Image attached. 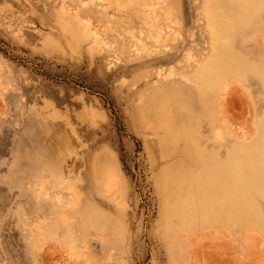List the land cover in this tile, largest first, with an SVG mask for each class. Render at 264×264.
Here are the masks:
<instances>
[{"label":"rangeland","instance_id":"374dc122","mask_svg":"<svg viewBox=\"0 0 264 264\" xmlns=\"http://www.w3.org/2000/svg\"><path fill=\"white\" fill-rule=\"evenodd\" d=\"M208 1L0 0V264H264V25L201 107Z\"/></svg>","mask_w":264,"mask_h":264},{"label":"bare ground","instance_id":"6f19581e","mask_svg":"<svg viewBox=\"0 0 264 264\" xmlns=\"http://www.w3.org/2000/svg\"><path fill=\"white\" fill-rule=\"evenodd\" d=\"M169 0H163L160 2L152 1V0H146L145 3V18L144 21L146 24H149L150 18L152 14H156L161 11L168 10L170 7V3L168 2ZM207 8L209 10L212 9H222V17L221 18H226L228 17L229 20L231 19V25L234 27L233 30L223 28V26L218 33H216L214 30H211V33L213 35L212 41H211V50H212V57L210 61L207 63L208 69L215 70L214 73V79L211 80L209 83V88L204 91H202V95L199 98V102L201 104V107L209 101V96L208 92L214 90H220L222 89L223 82L225 81L223 78L225 77L226 74H236V73H242L244 74L245 68L242 67V61L241 59H233V57H230L232 53L239 51L242 54L241 47L236 46L238 45L239 38H245L249 34H252L253 32H257L259 28L264 25V0H209L207 2ZM170 13L171 11L168 10ZM168 13V12H167ZM169 14V13H168ZM257 14V15H256ZM215 16L213 17H219V14H214ZM257 16L256 20H253V17ZM207 17V15H206ZM211 17H207V25L212 28V25L215 21V19ZM248 18H251L247 23L244 25H240L238 23V20H244L245 22L247 21ZM230 24L228 22L227 26ZM151 26L155 27L156 24L151 23ZM213 29V28H212ZM249 33V34H248ZM215 34H218V38L220 39H229V43L227 46L224 47H219L215 49V41L217 40ZM254 34V35H255ZM222 50V52H220ZM251 73L253 76L257 77L259 80L262 81V84L264 85V67H260L258 64L252 69H250ZM205 74L203 70H200L197 68V70L194 72V77H196V80L183 75L185 82L184 85L188 87H195L192 82H195L199 85V82H204L205 80ZM222 93V92H221ZM185 120V121H184ZM184 124V131H182V138L185 141L189 140V135H188V130L187 128V122L186 118L182 120ZM263 142L260 140V143L258 141L254 143H240L236 146V152L234 155H238V158H241L238 164V167H244V164L246 162L244 156L247 155L248 152L250 151H255L259 148V144L261 146ZM200 155V154H199ZM202 155V154H201ZM243 155V157H242ZM235 157V156H234ZM245 161V162H244ZM244 163V164H243ZM257 165L251 164L250 167H254ZM247 167V165L245 166ZM111 187L110 183H107V188L109 189ZM221 193V191H220ZM224 191L221 193L223 194ZM229 193V192H228ZM226 201H230L232 204H237L239 208L243 207L244 203L242 199L236 198L235 196H231V194H227L224 196ZM224 202H219L220 207H225L226 204ZM234 202V203H233ZM59 205V204H58ZM245 207V205H244ZM247 208V206H246Z\"/></svg>","mask_w":264,"mask_h":264}]
</instances>
